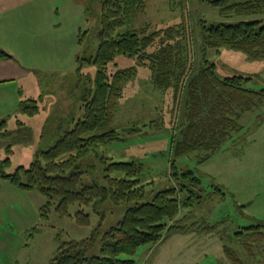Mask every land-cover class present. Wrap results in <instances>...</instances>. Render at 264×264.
<instances>
[{
  "label": "rangeland",
  "instance_id": "374dc122",
  "mask_svg": "<svg viewBox=\"0 0 264 264\" xmlns=\"http://www.w3.org/2000/svg\"><path fill=\"white\" fill-rule=\"evenodd\" d=\"M68 1L76 10L75 20L62 14L63 5ZM58 5L60 14L55 22L62 26L64 36L70 37L72 23L77 24L79 31H91L85 41V56L89 58L98 43L99 2L59 0ZM239 18L224 17L208 0H150L133 27L149 25L157 30L186 24L192 38L191 72H195L202 58L199 20L217 24ZM84 50L78 44L71 49H58L56 53L36 48L24 59L15 49V56L18 54L28 66V76L16 85L17 102L9 100L0 106V163L7 158L11 161L4 169L6 174H13L20 166L28 168L36 160L38 151L48 149L60 137L61 124L65 127L73 119L77 122L83 118L82 96L96 74V68L87 63L78 68L77 58ZM154 50L151 48L149 52ZM207 56L216 65L219 77L243 75L252 79L248 88L264 89V59L254 60L228 47L210 49ZM132 66H136V74L122 85L123 97L112 123L122 140L101 146L80 165L91 171L84 174L85 184L103 185L102 156L116 162L141 163L140 180L146 185L145 201H150L161 190L179 187L171 176V162L173 145L180 139L185 122V97L183 92L176 99L174 87L157 88L148 67L139 65L133 58L118 56L109 65V73ZM29 98L38 101L39 113L33 117L18 109L20 101ZM2 122H5L3 126ZM240 123L243 128L219 152L205 160L202 150L175 158L179 173L194 171L203 180L206 192L219 187L226 198H214L192 209H183L179 220L174 222L181 226L180 230L173 231L163 242L139 248L134 256L136 264H232L223 251L224 245L238 251L243 264H264V245L247 252L233 236L240 227L264 221V107L245 114ZM130 128L135 131H125ZM46 204L47 198L38 190H24L0 176V264H53L59 247L71 241L80 243L77 250L87 256L98 255L102 234L115 226L125 213L124 206L112 201L98 207L74 204L64 215L54 205L46 214ZM80 210L90 215L89 225L77 222ZM204 227L214 228L205 230Z\"/></svg>",
  "mask_w": 264,
  "mask_h": 264
},
{
  "label": "trees",
  "instance_id": "16d2710c",
  "mask_svg": "<svg viewBox=\"0 0 264 264\" xmlns=\"http://www.w3.org/2000/svg\"><path fill=\"white\" fill-rule=\"evenodd\" d=\"M97 1L100 4L98 43L89 58L85 56V41L91 31H79L77 36L78 45L85 49L77 58L78 68L84 63L96 68L91 86L82 96L83 118L77 122L73 119L65 127L61 124L60 137L48 149L38 151L36 160L28 168L20 166L13 174H6L4 169L11 164L10 158L0 163L1 179L24 190L36 189L47 198L46 214L52 205L61 215L67 214L69 206L74 204L98 207L112 201L125 207L123 218L102 234L98 255L87 256L77 250L80 243L71 241L59 247L53 264H136L134 256L139 248L163 242L173 231L180 230L181 226L174 222L183 209H192L214 198L224 200L226 193L219 187L206 192L203 180L194 171L179 173L175 158L202 150L205 160L219 152L243 128L241 118L264 107V89L248 88L252 79L243 75L219 77L216 65L207 56L210 49L228 47L254 60H263L264 0H208L226 18H246L217 24L199 20L202 58L195 72H191L192 38L186 24L157 30L149 25L134 28L133 23L150 0ZM151 48L155 50L149 52ZM118 56L133 58L139 65L148 67L154 85L161 89L174 87L176 99L184 92L185 122L180 139L173 145L171 162V176L179 187L161 190L150 201H145L146 185L140 180L143 165L134 161L116 162L102 156L103 185L83 182L84 174L91 171L82 169L80 162L101 146L122 140L112 123L123 97L122 85L134 77L137 68H118L109 73V65ZM0 59L13 57L0 49ZM18 109L33 117L39 113L38 101H20ZM125 131H135V128ZM82 212H78L77 222L87 226L90 215ZM238 230L233 236L247 252L264 245V221ZM223 251L232 264H243L238 251L232 247L224 245Z\"/></svg>",
  "mask_w": 264,
  "mask_h": 264
},
{
  "label": "crops",
  "instance_id": "0c3cea01",
  "mask_svg": "<svg viewBox=\"0 0 264 264\" xmlns=\"http://www.w3.org/2000/svg\"><path fill=\"white\" fill-rule=\"evenodd\" d=\"M58 2L59 0H0V49L13 57L0 59V106H4L9 100L10 103L17 102L16 85L28 76V66L18 54L15 56V49L27 59L25 55L33 54L36 48L56 53L58 49H71L78 44L80 28L76 23L71 24L70 37L67 34L64 36L62 26L56 25L55 19L60 14ZM65 3L62 8L63 16L68 15L75 20L74 6L69 1ZM9 86L16 87L7 89Z\"/></svg>",
  "mask_w": 264,
  "mask_h": 264
}]
</instances>
